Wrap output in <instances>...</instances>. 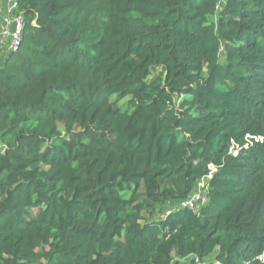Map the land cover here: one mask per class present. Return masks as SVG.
Listing matches in <instances>:
<instances>
[{
	"label": "trees",
	"instance_id": "1",
	"mask_svg": "<svg viewBox=\"0 0 264 264\" xmlns=\"http://www.w3.org/2000/svg\"><path fill=\"white\" fill-rule=\"evenodd\" d=\"M15 11L0 264H264V0ZM202 177L207 199L178 206Z\"/></svg>",
	"mask_w": 264,
	"mask_h": 264
},
{
	"label": "built area",
	"instance_id": "2",
	"mask_svg": "<svg viewBox=\"0 0 264 264\" xmlns=\"http://www.w3.org/2000/svg\"><path fill=\"white\" fill-rule=\"evenodd\" d=\"M18 6V0H12L11 1V7L9 10V13L12 17V25L7 26L3 33L8 39V47L6 48V51H14L16 50L22 40V30H23V24H24V17L21 12H16L15 9ZM7 23H10V20H7ZM210 176V174L208 175ZM206 179L202 177L194 190L188 195L186 199L181 201L178 206L180 207H187L192 209L193 211H196L200 204L204 202L205 198L207 199L206 195ZM167 213H170V210L167 211ZM259 258L264 261V251L259 255Z\"/></svg>",
	"mask_w": 264,
	"mask_h": 264
},
{
	"label": "crops",
	"instance_id": "3",
	"mask_svg": "<svg viewBox=\"0 0 264 264\" xmlns=\"http://www.w3.org/2000/svg\"><path fill=\"white\" fill-rule=\"evenodd\" d=\"M12 0H0V52L6 51L8 47V39L3 33L4 29L9 25H12V17L9 13ZM10 20V23H7V20Z\"/></svg>",
	"mask_w": 264,
	"mask_h": 264
},
{
	"label": "rangeland",
	"instance_id": "4",
	"mask_svg": "<svg viewBox=\"0 0 264 264\" xmlns=\"http://www.w3.org/2000/svg\"><path fill=\"white\" fill-rule=\"evenodd\" d=\"M123 101H124V99H119V100H118V104H122Z\"/></svg>",
	"mask_w": 264,
	"mask_h": 264
}]
</instances>
